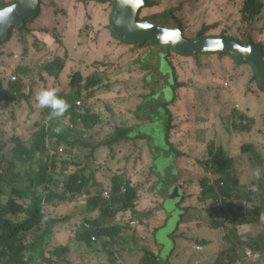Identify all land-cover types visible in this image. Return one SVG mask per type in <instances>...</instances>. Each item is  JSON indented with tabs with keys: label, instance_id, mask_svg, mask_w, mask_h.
<instances>
[{
	"label": "rangeland",
	"instance_id": "1",
	"mask_svg": "<svg viewBox=\"0 0 264 264\" xmlns=\"http://www.w3.org/2000/svg\"><path fill=\"white\" fill-rule=\"evenodd\" d=\"M13 1L0 0V5ZM145 1L146 6L139 14L141 21L173 12V16L180 21L183 35L188 38L217 35L230 37L241 43L249 40L262 47L264 51V8L257 16L245 18L242 12L244 0ZM258 1L264 5V0ZM42 4L44 7H41ZM79 4L85 6L83 10H86V14L93 11L91 8L101 9L100 11L106 12L108 21L93 31L94 26L89 24L91 17L86 14L84 17L82 9L78 10ZM39 8L38 17L26 21V27L23 29L12 28L9 40L0 43V133L8 140L0 147V171L5 173L7 178L11 175L24 176V181H20L22 186L29 187L32 184L29 176L25 174L30 161L19 163L13 157L14 149L19 143L14 139L18 134L26 144L31 143L35 140V131L43 121L48 120L46 108L40 109L36 106L35 93L42 88H55L69 93L71 77L79 71L84 79L83 85L96 79H100V83L82 90L81 96L75 101L76 112L83 114L88 110L99 117V122L90 128H83L81 123L75 124L71 116L63 122H57L56 125L69 129L68 140L72 144L67 141L58 142L54 136L46 139L50 147L53 146L55 150L63 147V150L55 156H49L50 166L44 181L39 183L37 180L35 185L30 187L33 189L36 187L37 194L44 200L47 189L61 193L67 175L77 173L85 175L88 179L87 187L82 190L87 197L91 196L89 194L91 188L103 196L104 191L110 189L114 175L131 181L128 171L147 170L140 167V161L143 160L142 148L147 144L145 140L119 138L120 131L134 130L135 134L138 132L136 127L139 124L143 125L151 120L148 116L140 118L137 113L159 112L155 115L158 124L151 138L153 142L161 138L163 124L166 121L161 119L163 105L158 108L147 107V104H152L149 98L159 97L160 101L164 102L162 94L158 95L160 84L153 82V85L149 86L146 81L151 72L153 81L160 77L158 71L153 68V63L149 62L153 49L149 42L142 45L127 43L111 34V15L114 10L111 1L41 0ZM69 11L75 15L70 17ZM53 12L55 14L49 19V14ZM64 15L66 17H62ZM42 17L49 20L46 23L35 21ZM83 20L86 22L80 27ZM52 21L60 23H51ZM70 23L80 27L79 30L75 31L76 27H70ZM103 35H107V40L102 42L99 48ZM77 44L81 50L74 46ZM74 49L77 52H74ZM144 54L147 56V64L141 61ZM57 56H66V66L59 77L54 78L44 72L42 65ZM166 58L172 65L171 71L166 68H161V71L169 75L168 83L172 85L174 95L171 98L170 88L163 90V96L168 101L164 108L171 112L170 122L175 125L169 131L170 133L175 131L173 148L177 155L188 160L189 164L193 162L205 168V162L209 157V142H214L211 146L215 149L219 147L217 142L222 143L221 146L227 156L233 159L229 171L238 178L243 189L257 190L260 165L250 147L248 152H243L244 145L250 144L264 159V89L260 87V80L255 78L252 64L237 62L223 52L190 56L169 49ZM13 76H16L17 80H13ZM19 84L22 86L21 92L17 90ZM154 91L157 93L145 98L146 94ZM142 103L144 108L139 110ZM238 112L245 115V118L238 116ZM75 120L80 122L78 116L73 117V121ZM241 120L252 124L249 132L234 131V124ZM6 122L20 127V130L9 131ZM30 126L35 129H27ZM40 156L41 151L38 149L32 160L34 172L39 168ZM163 160V158L158 160V169L162 167ZM164 170L168 171L167 166ZM219 174L212 171L209 177L217 179ZM170 194L167 198L172 203L174 198H171ZM199 195L202 196L201 190ZM57 200L43 201L46 216L56 219L49 229H45L48 223L44 220L40 227L30 230L17 241V244L26 247L36 238V252L34 254H30L28 250L25 252L28 264H138L144 254L143 249H146L142 244L145 239L140 226L145 225L142 219L151 210L144 211L143 215H135L130 222L129 214L123 211L117 217L116 212L117 224L122 231L115 234V239L109 236L100 238L92 236L85 242L78 240L77 235L84 231L82 225L87 226L86 221L97 218L99 210L88 211L87 205L84 206L77 200L74 202ZM201 205L202 203H199L195 206L187 214L186 219L199 221L204 216L203 218L212 222L214 218H209L202 212L198 216L197 211ZM234 205L240 208L241 213L247 211L251 213L254 208L260 207L261 203L259 195L256 194L250 202L236 201ZM134 209L138 211L137 204ZM129 212L131 215L136 214ZM216 216L223 218L224 212H219ZM135 220L139 223H132ZM187 226L191 224H185L180 229L186 233ZM230 226L226 224L222 227L221 233L224 238L225 227ZM237 235L242 241L237 251H240L243 259L234 264H263L264 254L259 260L257 255L247 249V242L250 239L259 240L260 236H264V216L254 214L250 223L237 226ZM213 244L216 245V242ZM226 246L228 247V243ZM57 247H68V251L63 250L56 254L53 251ZM207 249H202V246L196 243L193 254L199 262L193 263L194 261L190 259L189 263H213L219 253L203 258ZM168 262L171 263L170 260Z\"/></svg>",
	"mask_w": 264,
	"mask_h": 264
},
{
	"label": "trees",
	"instance_id": "2",
	"mask_svg": "<svg viewBox=\"0 0 264 264\" xmlns=\"http://www.w3.org/2000/svg\"><path fill=\"white\" fill-rule=\"evenodd\" d=\"M39 2L41 0H38ZM146 6V1H144ZM14 4V1L9 4H1L0 9L6 8L10 5ZM264 5L262 2L258 0H244V8L242 10L243 15L245 18H250L257 16L263 10ZM40 9V8H39ZM38 9L37 14L35 16L38 17ZM112 16V15H111ZM152 21L166 26L171 27L173 25H180V21L173 16V12L165 13L161 16L151 18ZM26 21L20 27L12 26L8 32L0 38L1 42H6L9 40L12 32V28H20L23 29L26 27ZM111 26V25H110ZM112 31V30H111ZM114 35V33L112 32ZM115 36V35H114ZM116 37V36H115ZM118 38V37H117ZM62 45V43H60ZM142 45V44H141ZM64 46V45H62ZM257 46V45H256ZM153 52L150 54L149 62L153 63V68L158 71L160 77L153 81V72L147 77L146 81L149 86L153 85V82L156 84H160L159 94H162L164 102L160 101L159 97L156 98H149L152 97L157 92H150L146 94L145 98H149L148 100H152V104H147L148 108H158L161 105V109H165L166 115L170 116L171 112L164 108L165 104L168 101L165 100L163 96V90L166 88L171 89V98L174 95L172 85H169V75L167 73H163L161 68H166L171 71V63L166 58L168 51L170 48H162V47H153ZM260 49L262 47L257 46ZM263 50V49H262ZM18 57V55H16ZM142 63L147 64V56L146 54L141 58ZM239 62V61H237ZM66 66V56L61 57L57 56L52 61L45 63L42 65L44 72L48 73L54 78H58L60 73ZM145 68L144 65H142ZM25 72V71H24ZM16 77V76H15ZM257 79L258 77L255 76ZM17 80V77L14 79ZM83 77L78 72H75L70 81L71 91L69 93H63L57 91V95L67 101L70 105L67 112L62 117L49 119L50 116V109L46 108V113L48 120L42 122V125L39 127L37 131H35L34 136L35 140H32L31 143L26 144L21 138L16 137L14 140L19 142L16 148L14 149L13 157L19 163H27L30 161L28 168L25 170V174H27L29 179L32 181L30 186L35 185V182L38 180L39 183H42L45 179L46 171H48L50 166V157L55 156L61 152L55 150L53 146H49L46 143V139L48 137L54 136L58 142L67 141L69 144H72L71 141L68 140L69 136V129H64L61 125H56L57 122H63L69 116L72 117V122L79 125L81 123L83 128H90L97 122H99V117L93 115L88 110L85 113L77 114V105L76 99L81 96L82 90L87 89L93 86H96L100 83V79H96L92 82H87L84 85L82 84ZM48 86V85H47ZM170 86V87H169ZM260 87L264 89V85L260 82ZM17 90L19 92L22 91V86L19 84L17 86ZM15 91V90H14ZM23 96V95H21ZM170 98V99H171ZM20 100V98H19ZM154 100V101H153ZM144 103L139 106V110H143ZM137 112V109H136ZM150 111L146 114L137 113V115L142 117H150L151 118V126L149 129L154 130L158 124V120L155 118L156 114H159L158 111L154 113ZM78 116L80 122L73 121V117ZM165 117V118H168ZM238 116L242 119L245 118V115L238 112ZM161 116V119H165ZM252 122V120H251ZM254 122V121H253ZM7 128L9 131L13 132V128H17L13 126V124L7 123ZM35 126L37 124L35 123ZM59 127L61 131L57 134L53 131L54 128ZM20 128V127H19ZM27 129H35L34 127L30 126ZM26 129V131H27ZM148 128H143L141 131L138 129V132L133 134L127 130L120 131L119 138H129L132 140L136 139H146L149 143V147L153 146L151 141V137L144 134V131ZM235 132H249L252 129V124L244 123L242 120L235 123L233 126ZM233 131V133H235ZM169 129L165 127V123L163 124V131L161 132V136L165 137L168 136ZM38 139V140H36ZM168 141V139H167ZM214 142H209L208 148V160L206 161V168L209 171H214L215 173L219 174V172H224L223 174H219L217 179H211L210 177L206 176L205 178L201 179V195H199L200 201H205L207 199L211 200L212 202L217 203V205L212 206L209 211H214L215 216L219 212H224L223 218H218L216 222V218L212 221V224L216 228H222L226 224H230L231 226L226 228L225 227V241L228 243V247L222 250L218 256H216V260L210 264H234L237 261H241L243 259V255L240 254V251H237L238 248L242 245V241L237 235V226L250 223L253 220L254 214H258L264 216V159L261 158V155L258 154L254 147L250 144H246L243 147V152H248L250 147L252 149V154L257 158L256 161L259 163V184L258 188L256 189H243L241 186L238 178L233 175L231 171H229L230 166L233 164V159L228 157L226 152L224 151L223 147L219 145L216 149L211 146ZM168 142V146H169ZM216 144V143H215ZM218 146V145H217ZM41 151V156L38 159V170L34 172L33 162L32 160L36 156L37 150ZM154 155L160 151V149H156ZM171 149L173 150L172 146ZM51 151H56V153L52 154ZM174 151V150H173ZM175 152V151H174ZM50 156V157H49ZM156 157V155H155ZM153 171V170H152ZM24 176L20 175H11L7 178V175L0 171V264H28L27 260L25 259V252L28 250L30 254H34L37 250L35 239L29 243L25 247V245L17 244V241L22 238L25 234H28L30 230L34 228L40 227L41 223L44 220L47 221L48 225L46 226V230L49 229L51 223L54 222L56 219L52 217H47L44 207V202L46 201H66V202H74L79 201L87 205L88 211H94L96 209L99 210V215L97 218L93 220L86 221L87 226L82 225L84 231L79 232L77 235L78 240L88 242L90 238L95 237H104L109 236L112 239H115L117 233L121 232L122 229H119V224H117V217L121 215V213L129 214V222L133 220L135 215H143L144 212L138 214L139 211L134 209L136 205L137 199V192L138 189L132 185L130 180H123L120 175H114L112 178L111 186L109 189V196L104 197L98 195L94 190L91 188L90 193L91 196L87 197V194L83 193L82 190L87 187L88 179L85 175L82 174H69L67 175L66 179L63 182V191L61 193H55L50 189H47V193H44V200L42 197L37 194V188L34 189L29 187L22 186L20 181H24ZM180 194V191H178ZM258 194L260 199V207L254 208V211H247L246 213H241L240 208L234 205L236 201H243V202H250L252 198ZM169 196V195H168ZM181 197V194L174 198L177 200ZM167 198V197H166ZM20 199L21 201H19ZM86 200V203L83 200ZM168 199V198H167ZM169 200V199H168ZM219 200V201H218ZM217 201V202H216ZM174 202V201H173ZM220 202V203H219ZM82 204V206H83ZM83 206V208H84ZM178 212V223L183 219L184 213L186 211L185 207H180L179 205L176 206ZM85 211V208H84ZM83 211V212H84ZM136 213L131 215L130 212ZM116 212L118 213L117 217H115ZM225 220V221H222ZM174 228H176V226ZM223 229V228H222ZM174 232L171 231L164 242H170L172 238H169ZM95 236V237H94ZM200 244L206 245L208 244L207 241L201 240L199 241ZM172 245L170 243H166L165 247L161 250V252L155 253L150 250L143 249V256L139 260L138 264H169L168 257L170 256V252L167 253L168 249ZM247 249L251 250L255 256L257 255L259 260L261 259V255L264 254V236H260L259 240L254 241V239H250L247 242ZM67 252L68 247H57L54 249V253L58 254L59 252ZM171 251V250H170ZM66 258V257H65ZM65 261V259H64ZM171 264V263H170ZM264 264V263H263Z\"/></svg>",
	"mask_w": 264,
	"mask_h": 264
},
{
	"label": "crops",
	"instance_id": "3",
	"mask_svg": "<svg viewBox=\"0 0 264 264\" xmlns=\"http://www.w3.org/2000/svg\"><path fill=\"white\" fill-rule=\"evenodd\" d=\"M41 7H44V4H42ZM83 7H85L83 4H79L78 10L82 9L84 17H86V15H89L91 17V21H89V24H92L94 26L93 31L98 30V28L101 27L102 23H106L108 21V17L106 19L105 16L106 12L100 11L101 9L91 8V10L93 11L89 14H86V10H83ZM74 8L75 7L73 6L72 9L75 12ZM64 12L66 14L65 10ZM53 14H55V12L49 14V19ZM66 15L62 17H66ZM74 15L75 13L69 11L70 17ZM49 19L42 17L35 21L46 23ZM85 22L86 21L83 20L80 27H82ZM51 23L60 22L52 21ZM67 24L69 25L68 21ZM70 27L76 26L74 23H70ZM80 27H76L74 30L77 31ZM106 40L107 35H103L99 43V48H101L102 42H105ZM75 42H78L77 39H75ZM74 46L81 50L78 44ZM74 52H77V50L74 49ZM206 112L208 113V111ZM167 116L168 115H166L165 109H162V117L165 118ZM165 120V127H167V129L170 130L171 127L175 126L172 122H170V116H168V118H165ZM167 120L170 123H168ZM151 122L152 121L150 120L143 125L139 124L136 127V130L140 129L142 131L143 128H148L144 131V134L151 137L153 132V130L149 129V127L152 125ZM13 130V132H18L20 128H13ZM174 133L175 131H173L172 133H170L169 131L168 136H161V138H158L157 142H153L151 138V141L153 143L151 149L147 140L144 139L147 144L142 148L143 160L140 161V167H145L147 168V170H137L135 172L128 171L131 176L130 179L132 185L138 189L137 199L135 202L138 205V214L147 210H151V212L146 213L147 215L144 217L146 219L145 225L140 226L141 234L145 239V241L141 243L143 244V247L147 248V250L158 254L165 247L166 243H170L172 245L170 247L171 251L168 249L167 253L170 252L168 260H170L171 264H190V259L194 261L193 263H198L199 260L195 259L196 257L193 254L196 243L201 245L202 249L208 248L207 251H204L205 255L203 258H208L216 252L220 253L227 247V243L225 242V238L221 233L222 228H214L212 222L203 218L204 216H202V220L199 221L186 219L187 214L192 211L194 207L199 203H202V205L199 211H197L198 216L200 212H202L209 218H217L214 214V211H209V209L213 208L212 206L217 205L218 202L216 201L217 203H215L209 199L205 201L199 200L198 197L199 190H201V179L205 178L206 176L209 177L212 171L207 170L206 162L205 168H201L199 165H196L193 162L189 164L187 162L188 160H185L182 156H178L175 149L173 148ZM227 134H229V132ZM16 136L21 137V135L18 134ZM0 140V147H3V145H5V143L8 141L6 137L1 136V133ZM168 142L171 143L169 144V146ZM217 144L222 145V143L218 142ZM202 145L203 144H200V146ZM171 146L175 152L171 149ZM154 147H156V149H160V151L155 154L156 157L154 155L156 151ZM160 158H163L164 160L162 167L158 169V160ZM165 166H167L168 168L167 172L164 170ZM175 187H178L181 197H179L177 200H173L174 202L170 203V199L168 198V200L166 197H168V195L173 191ZM149 205L150 207H148ZM177 205H179L181 208H186L183 219L178 223V225L177 220L179 216L176 208ZM185 224H191V226L185 227V231H188L186 233L180 229L181 226ZM175 225H177L176 228H174ZM171 231L174 232L171 236H169V238H172L171 241L164 242L167 238V235ZM197 239L200 240L197 241ZM201 240L207 241L208 244H200L199 241ZM213 242H216V245H214ZM236 263H238V261Z\"/></svg>",
	"mask_w": 264,
	"mask_h": 264
},
{
	"label": "water",
	"instance_id": "4",
	"mask_svg": "<svg viewBox=\"0 0 264 264\" xmlns=\"http://www.w3.org/2000/svg\"><path fill=\"white\" fill-rule=\"evenodd\" d=\"M98 2H113L114 10L111 16V30L119 40L144 44L149 42L153 47L170 48L183 55H196L199 53H219L230 55L235 61L249 62L255 74L264 85V51L251 41L241 43L225 36H197L188 38L183 35L180 25L166 27L152 20H139L145 0H86ZM15 6L7 22H0V38L12 26L20 27L24 21L35 17L39 9V1L14 0ZM8 6V7H10ZM179 189L175 187L170 194L171 198L179 196Z\"/></svg>",
	"mask_w": 264,
	"mask_h": 264
},
{
	"label": "clouds",
	"instance_id": "5",
	"mask_svg": "<svg viewBox=\"0 0 264 264\" xmlns=\"http://www.w3.org/2000/svg\"><path fill=\"white\" fill-rule=\"evenodd\" d=\"M31 4L32 6H34L35 0H31ZM14 7L15 6L13 5L10 7L0 9V22H7L10 19V14L13 12ZM210 36H217V35H210ZM57 91L63 92L55 88H42L38 90L34 95V101L38 108L40 109L48 108L51 110L49 119L62 117L70 107V105L67 103L65 99L57 95ZM53 131L58 134L61 131V129L57 127L54 128Z\"/></svg>",
	"mask_w": 264,
	"mask_h": 264
},
{
	"label": "built area",
	"instance_id": "6",
	"mask_svg": "<svg viewBox=\"0 0 264 264\" xmlns=\"http://www.w3.org/2000/svg\"><path fill=\"white\" fill-rule=\"evenodd\" d=\"M12 78L15 79L16 77L13 76ZM62 150H63V147H60V148L58 149L59 152H61ZM51 153L54 154V153H56V151H51ZM103 196H104V197H108V196H109V190H108V189H106V190L104 191V195H103ZM83 202L86 203V200L84 199ZM142 221H143V222H146V219L143 218ZM135 222L139 223L138 220L132 221V223H135ZM248 254H250V253L248 252Z\"/></svg>",
	"mask_w": 264,
	"mask_h": 264
}]
</instances>
